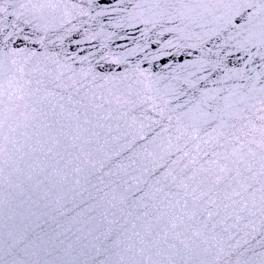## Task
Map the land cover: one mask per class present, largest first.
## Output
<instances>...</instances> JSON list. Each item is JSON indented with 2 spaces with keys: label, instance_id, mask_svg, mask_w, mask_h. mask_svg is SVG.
<instances>
[{
  "label": "snow or ice",
  "instance_id": "6c2138e0",
  "mask_svg": "<svg viewBox=\"0 0 264 264\" xmlns=\"http://www.w3.org/2000/svg\"><path fill=\"white\" fill-rule=\"evenodd\" d=\"M0 264H264V0H0Z\"/></svg>",
  "mask_w": 264,
  "mask_h": 264
},
{
  "label": "water",
  "instance_id": "95a60500",
  "mask_svg": "<svg viewBox=\"0 0 264 264\" xmlns=\"http://www.w3.org/2000/svg\"><path fill=\"white\" fill-rule=\"evenodd\" d=\"M131 31V30H126ZM138 36L139 34L136 33ZM155 39V37H153ZM164 38H170L168 34L165 35ZM118 43H126L128 47H132V44L128 41H118ZM145 67L148 65L145 64ZM4 241L7 244L8 243V231L10 227L15 228L17 231H28L30 233H39L40 229L37 228V224L43 225L46 230L51 231L49 228V225L52 227H55V224L53 223L51 216H46V210L43 209L42 206H39L38 204H34L32 202H28L25 198L24 202H21L19 198H17L13 205L11 206V211H9V207L6 205L4 209ZM12 215L14 218L13 220H9L8 217ZM48 219V224H44V219ZM42 234V233H41ZM35 251L39 252V255H33V254H24L19 253L18 258L21 259H28V260H55L59 258H63L65 260H71L74 258L78 259H86L87 257L79 255L77 252H73L70 255H63L57 254L55 252H52L51 248H44L36 249ZM257 251H259V248L257 247ZM50 253V254H49ZM7 258V257H6Z\"/></svg>",
  "mask_w": 264,
  "mask_h": 264
}]
</instances>
